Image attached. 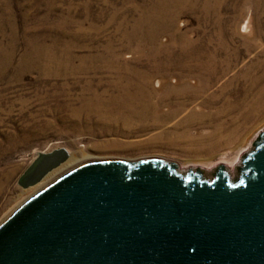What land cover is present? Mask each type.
<instances>
[{"label": "rangeland", "instance_id": "1", "mask_svg": "<svg viewBox=\"0 0 264 264\" xmlns=\"http://www.w3.org/2000/svg\"><path fill=\"white\" fill-rule=\"evenodd\" d=\"M163 1L0 0V226L44 188L88 163L159 160L176 164L178 173L185 175L188 162L205 160L210 162L207 168L197 167L205 179H212L222 165L233 180V167L264 126V102L256 115L248 120L244 116L264 93V80L253 87L250 82L263 76L262 68L253 67L264 62V0H197L195 5L182 0L170 28L150 24L134 35L135 26L143 25ZM179 35L187 40L185 48L179 46ZM70 45L84 57L117 54L129 71H150L156 65L168 69L169 76L157 75L147 85L154 91L159 125L149 117L146 126L135 123L130 133L103 134L102 124L72 117L84 88L100 83L105 87L108 76L117 73L106 70L104 63L97 64L103 68L100 73L72 78L42 70L37 61L41 53L64 51ZM212 57L218 70L212 84L197 98L176 97L178 75L189 78V85H200L201 76L208 75L202 67L211 64ZM233 103L238 104L236 111L228 112ZM224 108L226 115L219 117L216 113ZM204 113L208 117L198 121ZM234 121L240 122L242 145L232 136L229 146L217 149L209 138L221 135L225 140ZM191 140L205 141L196 146ZM237 147L245 151L239 153ZM61 148L73 158L66 169L38 191L18 185L38 154ZM207 148L217 150L208 155Z\"/></svg>", "mask_w": 264, "mask_h": 264}, {"label": "water", "instance_id": "2", "mask_svg": "<svg viewBox=\"0 0 264 264\" xmlns=\"http://www.w3.org/2000/svg\"><path fill=\"white\" fill-rule=\"evenodd\" d=\"M69 158L38 154L37 185ZM0 264H264V130L212 179L197 167L94 162L44 188L0 226Z\"/></svg>", "mask_w": 264, "mask_h": 264}, {"label": "bare ground", "instance_id": "3", "mask_svg": "<svg viewBox=\"0 0 264 264\" xmlns=\"http://www.w3.org/2000/svg\"><path fill=\"white\" fill-rule=\"evenodd\" d=\"M181 1L182 0H168V1L164 0L160 5H157L156 7H154V9L152 11H154L155 13H153V14L148 13L146 15V19H144L141 23L139 22L140 25L141 24H143V25L139 26V24H138L135 26L136 28H134L133 34L137 35V37H138L139 35H141L143 33L142 29L145 26L150 25V24H157L159 26H167L168 28H170L172 22L178 16L177 15L178 13H176V9H177L176 6L181 5ZM190 1L192 2V5H195L197 2V0H190ZM207 5H208V3H207ZM167 8L168 9L170 8L171 9L170 11H172V12H170L167 15H164L163 12ZM196 12H197V10H196ZM204 12H205V10H204ZM217 27L219 28L220 24H218ZM218 31H219L218 36L220 37L222 35L221 30L219 29ZM126 36L129 37L128 35H126ZM179 36L180 37H178V39L180 41L177 40L179 42V46L185 48L187 45V40L185 39V36H181V35H179ZM55 45H57V43ZM107 45L109 46V44H107ZM65 48L66 49L64 51L57 50L54 52L53 50H51L49 52L41 53L39 57L37 56L38 57V60H37L38 64L41 66L42 70H48L54 76L63 77V78H66V77L72 78V77L78 76L79 74H84L87 72H91V73L94 72L96 74L100 73V72H102L103 68H100L101 66H98L97 64L98 63H104V68L106 70H111L112 73H115V72L117 73V76L114 74H111V73H110L111 75L109 74L110 76H114V77H112V79L114 78V80H112L111 77L108 76L110 80L106 83L105 87H102V84L100 83L96 86H87L86 88H84L80 92V98L77 101L79 103V106H77L76 108H74L71 111V116L78 119V122L80 120V121H83V122L90 124L92 121H94L92 123L102 124V133L103 134H108V133L109 134H111V133L112 134H122L123 132H127V131L130 133V131L134 128L135 123H137L136 125L138 127L143 128L144 126L147 125V124L145 125V123H147L145 120L146 118L149 119V117H152L153 121L157 120L156 113H157V110L159 108L156 106V101L154 102V99H153V97H154L153 92L154 91H152L151 88L147 85L150 84L151 79H154L155 76L157 78V75H159L161 78H166L167 76H169L170 71L167 72L168 69L164 70L163 67L159 68L160 66L158 67L156 65V67L150 69V71H144V72L129 71L130 69L125 68L126 66L119 63L120 57L116 56L117 54L116 55L112 54L110 57L106 56L107 58L105 56H104L105 58L100 57V56L99 57L98 56H93V57H86L85 56L84 57V56H79V55L75 54L73 52V47H71V45L65 46ZM184 48H183V51L185 52ZM223 49L225 50V48H223ZM39 52H41V51H39ZM213 53H214V51H213ZM208 55H210V54H208ZM214 61H215V59H213V57H212L211 64H209V65L206 64V66L202 67L203 69H207V71H208V73H207L208 75H206V78H205V75L201 76L203 78V81L201 83V84H203L202 86H200L201 84L199 85L198 82L194 86H193V84L192 85L187 84V81L189 82V80H188L189 78L183 79V75L180 73L178 75V80L176 82V97L188 98L190 96L196 97L197 95L199 97V94L203 93L202 89L207 88L208 85L212 84V81L214 80V76L216 75L215 73L218 71L217 69H215L212 66V64L215 66ZM117 66H120V67L117 68ZM257 67L262 68L263 76L260 79L251 78L250 82H251L252 87L255 86L256 84L258 85L259 83H261L264 80V62H259L258 65H255L253 68H257ZM250 69H252V68H250ZM151 70H153V71H151ZM180 70H181V68H180ZM164 71H166V72H164ZM197 71H200V69ZM187 73H189V72H187ZM223 73H225V72L223 71ZM190 76H189V74H187V77H190ZM221 89H223V88H221ZM224 92H226V90ZM155 93H156V91H155ZM260 94H261V97L259 98L258 101L256 100L257 101L256 102L257 105L255 106L256 108L255 109L251 108L250 110L247 111L246 115L244 114L245 120H248L247 118L252 117V115H254L257 112L261 103L264 102V93H260ZM223 95H224V93H223ZM196 98H194V99H196ZM228 101H229V99H228ZM152 105L154 107H152ZM237 105L238 104L233 103L232 107H230L228 109V112H231L232 109L234 111H236V109L238 107ZM258 111H260V110H258ZM207 114L209 115V113H204L201 117H198V119L197 118H191V119L192 120L197 119L198 121H203L206 117H208ZM216 114L219 117L224 116V115H226V109L224 108L222 111H220ZM136 120L139 122H135ZM153 123L158 124L159 122L156 121ZM235 123H236V125H235ZM239 123L240 122L237 123V121H234L235 127H233V129H228V134L225 137V140L221 137V135L209 138L210 140L213 141V144L215 147H217V149H219V146L221 147V145L229 146L228 143H229V140H232V136L238 142V145H242V144H239L241 142V138L239 137V129H240V126L238 125ZM219 128H220V130H222V127H219ZM139 130H140V128H139ZM262 130H264V126L262 127V129H260V131H262ZM222 140H224V141H222ZM202 141L203 140H194V141L191 140V142H194L195 143L194 145H196V146H197V144H200ZM202 145H203V143H202ZM217 149H213V148L208 149L207 150V152H209L208 155L213 154L215 152V150H217ZM198 150H200V149H198ZM238 150H239L238 151L239 153H242L245 151V147H239ZM72 161H73V158L69 154L68 160L66 161L65 164L63 163L62 167H61V165H62L61 164L59 166V168L57 167V169L55 168L54 170L49 172L31 190L32 191H38V190L42 189V187H44L48 182H50L51 180H53V178H55L57 175H59L60 171L66 169L68 167V165L71 164ZM225 163H226V161L223 160L222 164H225ZM188 164L191 167H198V168L205 169L208 167L210 162L205 161V160H199V161L188 162ZM182 172H185V170H183Z\"/></svg>", "mask_w": 264, "mask_h": 264}]
</instances>
